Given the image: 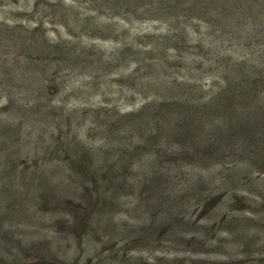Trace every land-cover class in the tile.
Masks as SVG:
<instances>
[{
  "label": "rangeland",
  "instance_id": "374dc122",
  "mask_svg": "<svg viewBox=\"0 0 264 264\" xmlns=\"http://www.w3.org/2000/svg\"><path fill=\"white\" fill-rule=\"evenodd\" d=\"M101 1L0 0V264H264V0Z\"/></svg>",
  "mask_w": 264,
  "mask_h": 264
},
{
  "label": "trees",
  "instance_id": "16d2710c",
  "mask_svg": "<svg viewBox=\"0 0 264 264\" xmlns=\"http://www.w3.org/2000/svg\"><path fill=\"white\" fill-rule=\"evenodd\" d=\"M175 1H177L180 5L183 6L181 11L178 12V13H176L174 11V9L172 8L175 5ZM208 1L209 0H203V2H201L199 0H158L157 3L154 6L153 5H151V6L147 5L146 8L149 9L148 10L149 12L152 11V10H156L157 12H162V13H165V14L167 13L169 16H170V13L174 12L175 16H171V17H174L175 21L171 20V22H172L171 31L172 32H176V37L178 36L179 33H181V35H183V36H186L185 31H191L192 33H197L192 28L193 26L187 25V26L184 27V24L179 22V21H184L185 20V14L186 13H194V12L196 13L197 11H202V13L206 14L207 10L210 9V6L211 7L212 6H216L219 9L218 10L219 14L223 15L221 9H222V7H223V5L225 3V0H221L220 2L215 0L216 2H214V3L210 2L211 3L210 5L207 4ZM249 1L250 0H237L240 8H241V5L245 6V4L248 3ZM101 2L104 3V1H101ZM235 3H236V1H235ZM226 8H228V4L227 3H226ZM198 13L201 14V12H198ZM189 15H188V17H189ZM243 16L240 19H235V21H233L232 19L225 18V15H223L221 18H218V19H216V18L215 19L207 18L208 22L205 23L206 24L205 25V29L207 30L208 34H209V32H213V31H215L218 28H220V31L224 32L226 30V28L230 29L232 26L235 27L236 32H237V30L240 31L242 29V27H243V24L245 25V23H244L245 19H243ZM250 22L252 23V21H247L248 26H249ZM209 42L213 43L211 35H210ZM222 73L224 74L223 75V77H224L226 75V72H222ZM12 120L16 121V123H17V117L16 116L15 117L12 116ZM16 123L14 125H16ZM0 135H1V133H0ZM2 144H3V141L2 142L0 141V145H2ZM77 156L78 155H76V157ZM0 159L1 160H5L6 158L5 157L4 158L0 157ZM69 167H70V170H71L72 174H75L76 176L78 175L79 177L81 176L80 170H82V166H81V164L78 163V161H72V163L69 165ZM3 188H5V187H3ZM41 198L42 197H40V195L37 196L38 200H40ZM7 204H8V201L7 202L5 201V202H3L1 204V207L6 208ZM1 210H0V215L2 214Z\"/></svg>",
  "mask_w": 264,
  "mask_h": 264
}]
</instances>
